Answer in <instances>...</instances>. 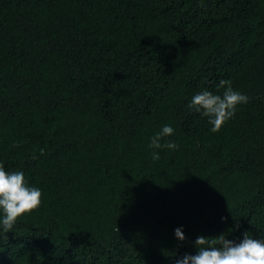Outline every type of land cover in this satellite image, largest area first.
I'll return each mask as SVG.
<instances>
[{"label":"trees","instance_id":"trees-1","mask_svg":"<svg viewBox=\"0 0 264 264\" xmlns=\"http://www.w3.org/2000/svg\"><path fill=\"white\" fill-rule=\"evenodd\" d=\"M221 79L249 102L214 133L188 105ZM164 125L175 150L149 146ZM0 163L42 193L0 227V264L264 239V0H0Z\"/></svg>","mask_w":264,"mask_h":264},{"label":"clouds","instance_id":"clouds-1","mask_svg":"<svg viewBox=\"0 0 264 264\" xmlns=\"http://www.w3.org/2000/svg\"><path fill=\"white\" fill-rule=\"evenodd\" d=\"M217 88L224 89L222 95L205 90L195 94L188 105L190 109L208 118L212 126L211 131L214 133L219 132L224 124L235 115L238 105L249 102L246 95L233 90L231 80L221 79ZM173 133L174 129L170 125H164L151 138L149 146L153 149L175 150L178 145L165 140ZM162 141L165 142L162 143ZM40 154H44L43 149L40 150ZM152 159L159 160V154L153 152ZM41 197L42 193L39 188L27 185L22 171L7 172L4 165L0 163V213H2L0 227L5 233L12 230L20 217L38 209ZM175 236L181 242L186 239L180 228L175 230ZM211 239L199 236L194 242L197 248L196 254H186L178 259L176 264H264V239H255L246 233L242 241L234 243L225 238V235H220L214 238L219 246L214 242L210 243Z\"/></svg>","mask_w":264,"mask_h":264}]
</instances>
